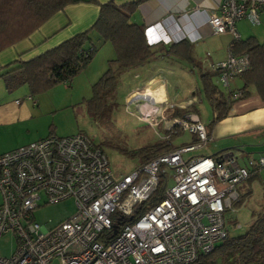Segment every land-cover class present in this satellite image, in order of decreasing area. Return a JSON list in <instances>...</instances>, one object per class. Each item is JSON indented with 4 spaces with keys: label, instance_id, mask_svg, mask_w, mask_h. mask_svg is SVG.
<instances>
[{
    "label": "built area",
    "instance_id": "2783aa9c",
    "mask_svg": "<svg viewBox=\"0 0 264 264\" xmlns=\"http://www.w3.org/2000/svg\"><path fill=\"white\" fill-rule=\"evenodd\" d=\"M215 9L212 33L229 32L237 40L238 21L261 23L264 0H218ZM249 66L248 54L230 52L209 68L219 70L228 87ZM133 114L152 126L167 118L158 107L154 115ZM165 123L171 132L187 129L192 140L119 177L85 132L51 134L0 154V236L13 232L17 240L16 251L0 255V264H182L212 251L229 233L225 214L241 198L237 185L264 167V154L246 157L244 165L233 149L187 157L212 140L208 126L194 111ZM69 197L77 206L71 217L52 228L36 221L43 198Z\"/></svg>",
    "mask_w": 264,
    "mask_h": 264
},
{
    "label": "trees",
    "instance_id": "16d2710c",
    "mask_svg": "<svg viewBox=\"0 0 264 264\" xmlns=\"http://www.w3.org/2000/svg\"><path fill=\"white\" fill-rule=\"evenodd\" d=\"M76 1L78 0H0V51L28 37L56 12ZM139 2L140 0L119 5L115 0H108L100 3L98 16L89 28L30 58L20 57L3 65L0 68V78L4 80L9 91L27 84L32 92L30 99L37 103L33 97L34 93L59 82L70 83L92 61L99 44L111 42L116 57L109 60L108 68L93 84L92 96L85 99L88 112L96 122L110 121L117 86L124 73L172 55L188 61L192 67L198 69L203 94L214 111L211 125L225 118L234 102L249 97L252 93L251 88L264 100V42L258 37L249 35L232 40L233 54H248L250 66L238 75L243 81L241 87L223 90L213 80L214 77H219L220 71L213 69L203 71L193 45L187 40L169 46L161 42L148 43L145 25L131 20ZM95 40H98V44ZM190 111L198 110L192 106L180 107L175 109L174 116H183ZM173 130L179 134L181 127L175 126ZM172 135L170 139L159 140L131 151L130 154L138 156L141 163L146 162L175 147ZM105 143L118 145L113 143V140H106ZM119 147L118 145L117 148ZM255 175L257 171L248 179ZM157 199V194L153 195L149 203ZM239 202L240 199L236 204ZM253 217L243 233L238 235L228 233L212 251L202 253L194 262L182 264H264V205L258 212L253 211Z\"/></svg>",
    "mask_w": 264,
    "mask_h": 264
},
{
    "label": "crops",
    "instance_id": "0c3cea01",
    "mask_svg": "<svg viewBox=\"0 0 264 264\" xmlns=\"http://www.w3.org/2000/svg\"><path fill=\"white\" fill-rule=\"evenodd\" d=\"M106 1L108 0H78L67 5L52 15L28 37L1 50L0 68L20 57L22 59L30 58L77 32L89 28L98 16L100 3ZM115 1L119 5H124L138 0ZM217 2L218 0H140L131 20L145 25L146 38L150 44L161 42L169 46L187 40L193 45L195 55L201 61L203 71H205L210 69V65L206 63L208 60L210 63L223 61L232 52V34L229 32L214 34L211 30L209 18L216 11ZM245 21L237 22V29L241 37H245L243 34ZM192 73L198 74L199 77V81H197L198 77L195 80L196 86L191 83ZM166 74H171L174 82L175 74L179 77L178 83L188 78L190 81L185 82L186 87L183 86L180 90L178 87L176 90H171ZM123 77L130 84L126 100L137 110H140L142 106L145 108V112L148 111L151 103H155L153 101H157L156 106L167 118L169 116L174 118L175 109L180 107L192 106L196 108L198 110L196 113L200 118L199 111L205 110L204 104L200 102V100L202 101L201 96L205 100L206 98L202 91V81L198 69L175 55L127 71ZM233 80L236 81L234 77ZM237 88H239L238 85L227 87V89L233 90ZM130 94L132 95L128 98ZM16 100L9 98L0 100V124L20 120L28 122L34 115L42 111L41 101L33 103L31 99H23L18 103ZM206 102L210 106L207 100ZM211 112V118L204 122L212 137L210 144L214 152L207 155H216L228 149L245 151L241 149L248 141L245 135L264 126V100L256 92L234 102L228 115L213 125L210 123L214 118L212 108ZM167 122H169L168 119ZM48 135L50 133L46 135L42 133L37 137L41 139ZM245 153L246 157L255 156L246 151Z\"/></svg>",
    "mask_w": 264,
    "mask_h": 264
},
{
    "label": "rangeland",
    "instance_id": "374dc122",
    "mask_svg": "<svg viewBox=\"0 0 264 264\" xmlns=\"http://www.w3.org/2000/svg\"><path fill=\"white\" fill-rule=\"evenodd\" d=\"M243 24V34L245 37L254 35L261 42H264V14L261 15V23L257 25L253 26L246 21ZM239 26L242 28L241 25ZM95 42L97 43L98 40H95ZM115 57L116 51L111 42L99 44V48L95 52L92 61L70 83L59 82L48 89L34 93V100L41 101L43 104L42 111L34 115L32 120L28 122L20 120L0 124V153L37 140L39 138L37 136L42 133L46 135L52 131L56 135L66 136L85 132L96 144L101 145L105 150L115 176L119 177L122 174L130 172L141 163L140 158L138 156H131L130 152L159 141V135L165 137L170 133L173 134L172 141L176 146L189 141L192 135L187 129L181 128L178 134L176 130L171 132L164 128L169 126V123H165V121L167 119L170 121L171 116L164 121L156 118L155 121L158 122V125L152 126L146 123V120L139 119L133 114L137 109H135L134 105L128 104L126 100L130 84L127 83V79H124V77L117 86L115 104L110 121L107 123L95 121L88 112L85 99L92 96L93 84L106 71L109 60ZM206 63L210 65L209 60ZM166 76L171 90H176L177 87L180 90V88L185 86V82L190 81L188 78L178 83V75L175 74V82L171 74H166ZM191 77L192 85L196 86L195 80L198 74L192 73ZM234 78L235 82L233 77L230 78V86L238 85V87H241L243 85L242 79L239 76H234ZM213 80L223 90L227 89L220 77H214ZM197 81H199V77ZM251 90L255 93L253 88ZM31 93L27 84L9 91L5 86L4 80L0 78V100L6 98L18 99L20 101L23 99L27 100L30 99L28 97L32 95ZM131 95H128V98ZM201 98L202 101L200 100V102L204 104L205 110L199 112L202 120L206 122V120L211 118L212 112L204 97L201 96ZM156 107L151 106L146 112L154 115ZM245 138L248 141H246V145L241 149L255 156L264 154V126L247 133ZM106 140H113V143L118 144L120 147L117 148L118 145H107L105 143ZM211 147L212 145L209 142L205 147L189 152L186 155L189 157L192 154H212L214 151H212ZM245 151L235 149L236 154L240 156V165L245 164ZM171 174L173 175V170ZM168 184H173L172 177ZM237 189L242 195L240 202L235 203L233 210L227 211L225 214L230 235L243 233L254 218L253 211L258 212L264 205V167L252 179H246L239 183ZM43 201L41 202V206L37 207L34 211V216L40 225H45L47 228H52L59 222L71 217L77 210L73 197L49 203H44ZM16 248L17 240L13 232L0 236V255L10 257L16 251Z\"/></svg>",
    "mask_w": 264,
    "mask_h": 264
},
{
    "label": "bare ground",
    "instance_id": "6f19581e",
    "mask_svg": "<svg viewBox=\"0 0 264 264\" xmlns=\"http://www.w3.org/2000/svg\"><path fill=\"white\" fill-rule=\"evenodd\" d=\"M129 102H130V101H129ZM139 107H140V106H139ZM141 109L144 110V112H145V108H144V107L141 106ZM145 113H146V112H145ZM163 139H165V138H162L161 140H163Z\"/></svg>",
    "mask_w": 264,
    "mask_h": 264
},
{
    "label": "clouds",
    "instance_id": "9594fccd",
    "mask_svg": "<svg viewBox=\"0 0 264 264\" xmlns=\"http://www.w3.org/2000/svg\"><path fill=\"white\" fill-rule=\"evenodd\" d=\"M241 37V36H240ZM142 110V109H141ZM198 114V113H197ZM147 123V122H146ZM51 135V134H50ZM33 142V141H32ZM28 144V143H27Z\"/></svg>",
    "mask_w": 264,
    "mask_h": 264
},
{
    "label": "water",
    "instance_id": "95a60500",
    "mask_svg": "<svg viewBox=\"0 0 264 264\" xmlns=\"http://www.w3.org/2000/svg\"><path fill=\"white\" fill-rule=\"evenodd\" d=\"M198 264H200V263H198Z\"/></svg>",
    "mask_w": 264,
    "mask_h": 264
}]
</instances>
